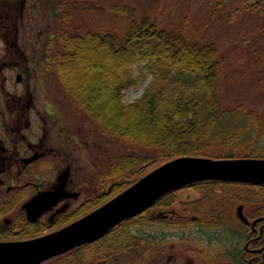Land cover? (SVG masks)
I'll return each instance as SVG.
<instances>
[{
	"label": "rangeland",
	"instance_id": "374dc122",
	"mask_svg": "<svg viewBox=\"0 0 264 264\" xmlns=\"http://www.w3.org/2000/svg\"><path fill=\"white\" fill-rule=\"evenodd\" d=\"M5 1L9 4L6 6L9 14L13 15L14 26L18 27L14 36H10V39L18 44H8L7 48L3 36L0 35V62L5 63L8 54L14 58V64L7 62L3 69V72L7 73L6 87L13 93L21 91L24 84L18 81L17 76L23 67H26L23 69L26 73V90H30L33 98L31 103L38 106L40 116H43L47 126H50L52 121L62 120L72 132L79 133V136L84 138L79 150H72L78 159L72 161L74 170L72 169L70 174L73 180L71 185H83L92 173L98 178L97 174L105 164L103 162L106 155H100L103 148H108L110 180L111 172L115 173L111 167L118 164L122 158L125 161V156L129 155V143L122 135L111 134V128L136 129L155 138L157 134L162 133L164 136L168 135L167 138L172 137L160 129V99L158 106L155 105L151 109L148 106V109L129 111L131 106L127 105L140 98L150 85L152 74L145 67L148 59H138L141 53L129 57L126 61L125 58L112 57L109 51L111 33H117L118 38L125 40L128 20L133 17L137 24H153L152 27L155 26L157 32L169 31L180 39L193 36L199 43L214 41L219 69L215 90L220 102L227 108L239 106L254 112L264 111V0ZM95 31H100V34L92 35ZM66 36H70L71 49L70 46H62L60 39ZM47 48L50 51L48 54ZM24 49L25 63L22 57ZM61 51L63 60L67 59L66 63L69 62L66 73L59 69L60 58L55 55ZM46 57L48 60H45ZM127 68L134 72L138 81L117 95L114 88L118 80L127 77ZM141 69L146 73L142 80L139 73ZM159 83L156 82V87ZM156 93L158 98L162 97L158 90ZM54 113L58 116L55 117ZM32 114L39 116L35 111H32ZM197 118L200 119L198 116ZM59 131L57 126L52 129L56 142L63 144L61 146L64 148V154L65 148H71V144L68 142L67 132L63 131V134L58 135L63 141L57 137L56 132ZM176 136L180 137L174 134V137ZM138 149L141 154L137 153L140 157L135 158V165L141 174L135 181L167 161L166 157H159L154 146L149 148L139 145ZM94 152L96 156L92 155ZM65 164L60 165L59 161L49 158L34 162L29 170L52 169L47 173L48 180H51V175L63 170ZM125 176L128 178V175ZM121 177L122 175L118 178ZM122 187L123 184L117 183L112 192L115 193L110 198L120 192ZM214 201L225 207L230 205V202L226 203L227 201L222 199ZM161 222L169 227L163 220ZM176 244V255L179 259H184L187 243L179 241ZM92 248H96L93 253L81 254L83 264H98L99 259L103 264H155L152 252L137 254L126 251L122 252L119 258L115 255L106 262L107 259L103 256L97 258L102 251L100 243H95ZM51 263H59L57 256L45 260L42 264Z\"/></svg>",
	"mask_w": 264,
	"mask_h": 264
},
{
	"label": "flooded vegetation",
	"instance_id": "af4514ba",
	"mask_svg": "<svg viewBox=\"0 0 264 264\" xmlns=\"http://www.w3.org/2000/svg\"><path fill=\"white\" fill-rule=\"evenodd\" d=\"M5 2H0V35L8 48L14 43L10 36L18 27ZM22 57L25 63V49ZM7 62L14 64L9 54L5 63L0 62V241L58 230L105 203L117 186L110 180L108 148L100 154L106 158L98 178L92 173L83 185H71L72 161L78 159L72 150H79L84 138L62 120L47 126L38 106L31 103L30 90H26V67L17 76L24 88L16 93L9 90L7 73L3 72ZM55 126L60 130L57 137L63 131L69 137L71 148H65L66 155L62 142H56L52 133ZM92 155L96 156L95 152ZM49 158L60 165L66 163L63 170L51 175V180L47 173L52 169L29 170L34 162ZM64 173L67 178L59 185ZM214 199L230 205L222 206ZM102 236L71 249L70 264H83L80 251L93 253L95 243H100L103 252L99 254L106 262L128 251L152 252L155 264H264V181L207 178L186 183L162 194ZM179 241L187 243L184 259L176 255ZM66 254L57 256L58 264H69Z\"/></svg>",
	"mask_w": 264,
	"mask_h": 264
},
{
	"label": "trees",
	"instance_id": "16d2710c",
	"mask_svg": "<svg viewBox=\"0 0 264 264\" xmlns=\"http://www.w3.org/2000/svg\"><path fill=\"white\" fill-rule=\"evenodd\" d=\"M0 2L3 1L0 0ZM127 24L125 40L118 38L117 33H111L109 51L112 57L125 58L126 61L129 57L142 53L143 55H139L138 59H148L145 67L152 74L150 85L143 91L141 97L127 104L131 106L129 111L148 109V106L149 109L154 108L155 105L158 106L160 99L159 119L157 118L162 124L160 129L172 137L167 138L168 135L164 136L162 133L157 134L155 138L136 129L111 128V134L122 135L129 143L127 151L129 155L125 156V161L122 158L118 164L111 167L115 172L114 174L111 172L112 184H123V189L141 174L135 165V158L140 157L137 154L140 153L139 145L149 146V148L154 146L159 157H166L167 160L182 154L211 157H264V141H262L264 111L254 112L239 106L227 108L219 100L215 90V80L219 69L214 41L207 40L199 43L193 36L180 39L178 35L174 36L169 31L157 32L155 26L152 27L153 24L147 26L137 24L134 17L129 19ZM98 33L100 34V31L91 34ZM60 40L62 46L67 48L70 46L71 49L70 36ZM123 47L124 50H122ZM49 52L47 48L46 54ZM62 53L63 51L55 55L60 58L59 69L66 73L69 62L66 63L67 59L63 60ZM125 73L127 77L118 80L114 88V93L117 95L138 81L132 70L127 68ZM139 73L140 79H144L146 73L143 69ZM158 81L160 83L156 87ZM157 90L161 93V98L157 97ZM207 125L210 127L207 128ZM198 131L202 132L196 133ZM174 134L180 137H174ZM121 175L122 177L118 178ZM125 175H128V178ZM106 237L102 236L101 239ZM72 251L65 252L68 253L66 255L69 264ZM86 251L81 250L80 257L82 253H87ZM101 256L103 255H98L97 258Z\"/></svg>",
	"mask_w": 264,
	"mask_h": 264
},
{
	"label": "water",
	"instance_id": "95a60500",
	"mask_svg": "<svg viewBox=\"0 0 264 264\" xmlns=\"http://www.w3.org/2000/svg\"><path fill=\"white\" fill-rule=\"evenodd\" d=\"M62 176L59 185H63L67 173ZM207 178L264 181V157L175 156L58 230L22 240H1L0 264H39L103 235L165 192Z\"/></svg>",
	"mask_w": 264,
	"mask_h": 264
}]
</instances>
